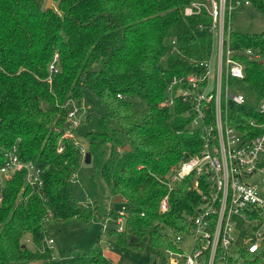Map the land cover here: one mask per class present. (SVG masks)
Returning <instances> with one entry per match:
<instances>
[{
	"label": "trees",
	"instance_id": "trees-1",
	"mask_svg": "<svg viewBox=\"0 0 264 264\" xmlns=\"http://www.w3.org/2000/svg\"><path fill=\"white\" fill-rule=\"evenodd\" d=\"M194 1L54 0L49 10L48 0H0V167L4 151L18 145L21 160L34 162L43 180L40 189H33L22 171L4 188L0 184V264L48 263L47 240L54 226H86L100 218L97 205L72 193L86 159L72 139L63 137L66 104L81 103L86 96L105 109L99 116L101 131L85 137L91 163L100 167L113 196L128 206L115 246L157 250L154 264H164L163 251L177 248L174 239L188 231L187 218L196 212L200 196L191 190V178L170 190L165 177L185 154L198 153L202 142L200 132L188 129V107L159 105L173 76L194 72L192 61L209 57L211 36L199 29L209 17L184 14ZM243 1L264 15V0ZM230 47L245 72L234 84L249 103L264 101V30L232 31ZM249 49L260 59L250 58ZM57 53L60 70L49 79ZM229 110L237 130L260 134L249 128L258 118L256 105L231 104ZM167 195L170 210L160 214ZM234 251L240 264H264V241L256 254L239 245ZM63 264L115 263L93 247Z\"/></svg>",
	"mask_w": 264,
	"mask_h": 264
},
{
	"label": "built area",
	"instance_id": "built-area-1",
	"mask_svg": "<svg viewBox=\"0 0 264 264\" xmlns=\"http://www.w3.org/2000/svg\"><path fill=\"white\" fill-rule=\"evenodd\" d=\"M242 3L250 5L243 0H196L184 9L187 17L203 13L209 17V22L202 23L199 29L211 36L210 54L204 61H192L196 66L194 72L170 79L167 98L159 106L173 109L181 102L188 107L185 112V116L191 118L188 129L200 132L202 144L198 153L185 154L182 162L170 169L165 181L172 190L178 182L191 178L190 188L199 194L200 205L187 218L188 231L174 239L177 248L163 251L164 264H240L235 245L256 254L264 241L260 232L264 227V198L258 185L249 181L253 176H263L264 183V101L249 103L234 84L244 79L245 72L230 47L232 15ZM175 50L173 47L172 52ZM246 54L252 59H260L251 49ZM59 64L57 53L49 65V79L59 72ZM118 97L122 98L121 95ZM231 104L256 105L258 118L250 121L249 128L261 130L260 134L246 136L231 125ZM78 114L77 108L68 112L69 126L63 137L72 139L81 155L86 157L88 151L75 134L80 126L76 120ZM1 138L0 133V148ZM63 148L60 145L59 152ZM22 171H25L27 186L33 189L43 186L41 169L34 162H23L18 145H14L4 151V162L0 167L1 188L14 174ZM127 210L119 213V219L124 218V224H119V232L124 231ZM169 210L170 195H167L160 202L159 213L166 214ZM240 219L245 237L243 243H239L235 235ZM255 233L261 239L259 242L250 238ZM188 242L191 250L187 254L183 246ZM52 245L53 241L48 239L47 246L51 248Z\"/></svg>",
	"mask_w": 264,
	"mask_h": 264
},
{
	"label": "rangeland",
	"instance_id": "rangeland-1",
	"mask_svg": "<svg viewBox=\"0 0 264 264\" xmlns=\"http://www.w3.org/2000/svg\"><path fill=\"white\" fill-rule=\"evenodd\" d=\"M53 7L55 2L53 0ZM232 30L238 33H260L264 30V15L252 5L238 7L232 15ZM68 112L75 108L79 110L76 120L80 126L76 130L77 137L88 151V143L85 137L91 132L101 131L99 116L105 112L104 107L92 96H86L81 103L70 101L66 104ZM144 113L146 107L140 108ZM91 116V117H90ZM263 176H253L250 178L253 184L258 185L260 195L264 198ZM72 193L79 201H86L98 206L100 218L93 220L86 226H68L65 224L56 225L49 237L53 241L50 248L52 253L48 263L36 262L35 264H63L68 259L79 255L93 247L103 249L111 255V261L115 264H154L155 258L161 252L152 248L146 249L143 253L133 250L119 249L114 246L121 223L124 218L119 219V213L127 209L126 203H115L112 192L101 175L100 167L93 163L83 165L82 170L75 175L72 183ZM114 209L113 215H109V210ZM235 233L237 241L243 243L245 240L242 232V220L240 219ZM257 232V231H256ZM264 237V227L260 228ZM250 238L254 242L261 240L256 233ZM31 250H34L29 243ZM191 243H185L183 251L190 253ZM108 251V252H107Z\"/></svg>",
	"mask_w": 264,
	"mask_h": 264
},
{
	"label": "water",
	"instance_id": "water-1",
	"mask_svg": "<svg viewBox=\"0 0 264 264\" xmlns=\"http://www.w3.org/2000/svg\"><path fill=\"white\" fill-rule=\"evenodd\" d=\"M52 3H53V0H48V2H47V4H46V8L47 9H49V10H54V7H53V5H52ZM69 126V124L67 123L66 124V128ZM91 153H87L86 154V157H85V162L87 163V164H90L91 163ZM122 197H116L115 199H114V202L115 203H121L122 202Z\"/></svg>",
	"mask_w": 264,
	"mask_h": 264
},
{
	"label": "crops",
	"instance_id": "crops-1",
	"mask_svg": "<svg viewBox=\"0 0 264 264\" xmlns=\"http://www.w3.org/2000/svg\"><path fill=\"white\" fill-rule=\"evenodd\" d=\"M114 246H115V242H114ZM115 247H116V246H115ZM107 252H108V251H107ZM103 253H104V255H105L107 258H109L110 260H112V259L110 258L111 255H108V254H107L106 252H104V251H103Z\"/></svg>",
	"mask_w": 264,
	"mask_h": 264
}]
</instances>
